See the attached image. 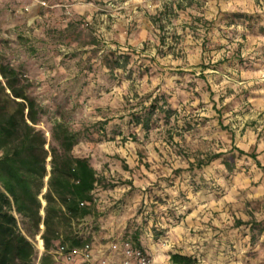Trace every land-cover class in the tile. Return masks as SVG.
<instances>
[{"label": "rangeland", "instance_id": "374dc122", "mask_svg": "<svg viewBox=\"0 0 264 264\" xmlns=\"http://www.w3.org/2000/svg\"><path fill=\"white\" fill-rule=\"evenodd\" d=\"M40 1L0 0V53L47 139L55 118L80 133L74 154L99 179L84 219L97 258L131 242L152 264H264V174L231 150L264 166V0ZM155 102L174 113L136 124Z\"/></svg>", "mask_w": 264, "mask_h": 264}, {"label": "trees", "instance_id": "16d2710c", "mask_svg": "<svg viewBox=\"0 0 264 264\" xmlns=\"http://www.w3.org/2000/svg\"><path fill=\"white\" fill-rule=\"evenodd\" d=\"M29 87L0 53V264H54L49 251L60 237L66 243L62 230L74 234L75 226L92 214L96 202V171L89 158L74 154L80 133L66 120L55 118L48 140L38 127L44 110L29 95ZM155 111L166 119L174 113L155 102L144 119L136 118V124L147 129ZM231 150L251 158L264 174V166L253 151L234 146ZM221 156L220 152L211 154L197 160L195 167ZM223 164L232 170L230 160H223ZM20 224L27 226L26 232ZM37 234L43 246L38 259L31 242ZM169 260L171 264L196 263L195 257L180 253L170 254Z\"/></svg>", "mask_w": 264, "mask_h": 264}, {"label": "built area", "instance_id": "2783aa9c", "mask_svg": "<svg viewBox=\"0 0 264 264\" xmlns=\"http://www.w3.org/2000/svg\"><path fill=\"white\" fill-rule=\"evenodd\" d=\"M38 5H44L40 0H30ZM264 61V54H262ZM264 77V73H262ZM86 224L82 219L76 226L74 234L81 239V245L69 246L62 242L60 237L57 245L49 253L54 264H152L150 255L141 248L135 247L131 242H124L121 247V258L118 262L99 260L92 244L86 241ZM41 244V249H42ZM40 256V255H39Z\"/></svg>", "mask_w": 264, "mask_h": 264}, {"label": "bare ground", "instance_id": "6f19581e", "mask_svg": "<svg viewBox=\"0 0 264 264\" xmlns=\"http://www.w3.org/2000/svg\"><path fill=\"white\" fill-rule=\"evenodd\" d=\"M42 241L40 238H38V245L41 247Z\"/></svg>", "mask_w": 264, "mask_h": 264}, {"label": "water", "instance_id": "95a60500", "mask_svg": "<svg viewBox=\"0 0 264 264\" xmlns=\"http://www.w3.org/2000/svg\"><path fill=\"white\" fill-rule=\"evenodd\" d=\"M47 179V178H46ZM43 192H45V189L43 190ZM43 214V212H41ZM41 229L43 230V225H41Z\"/></svg>", "mask_w": 264, "mask_h": 264}]
</instances>
